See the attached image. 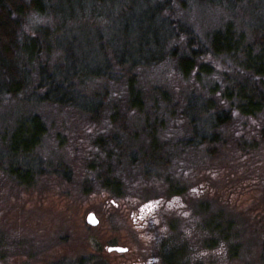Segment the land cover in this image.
Listing matches in <instances>:
<instances>
[{
    "label": "rangeland",
    "instance_id": "obj_1",
    "mask_svg": "<svg viewBox=\"0 0 264 264\" xmlns=\"http://www.w3.org/2000/svg\"><path fill=\"white\" fill-rule=\"evenodd\" d=\"M185 5L178 15L200 39L226 19L222 10ZM82 19L80 26L65 24L68 37L60 44L74 51L64 56V70L56 71L60 79L78 74L85 63L103 68L97 53L94 59L95 37L115 29L112 15L86 9ZM209 57L212 69L198 80L183 78L170 64L140 74L145 102H156L157 117L165 123L157 133L160 167L149 178L117 158L124 142L135 152L150 151L140 114L126 122L130 135L109 117L116 107L124 109L122 82L93 79L69 95L88 109L102 98L97 121L76 107L2 100L0 264H264V108L242 115L236 100H223L224 77L237 70L236 63L232 57ZM154 87L165 90L168 100H156ZM190 93L201 97L192 100L196 107L186 109L185 119L170 114L171 105L181 108ZM204 98L219 110L229 108L230 121L219 127L216 142L185 146L190 137L185 121H199L196 135L211 123L200 114ZM21 125L45 130L32 152L10 159L3 146ZM16 161L33 172L30 184L17 183L3 169L15 168ZM89 213L95 225L86 222ZM112 246L126 250H108Z\"/></svg>",
    "mask_w": 264,
    "mask_h": 264
},
{
    "label": "trees",
    "instance_id": "obj_2",
    "mask_svg": "<svg viewBox=\"0 0 264 264\" xmlns=\"http://www.w3.org/2000/svg\"><path fill=\"white\" fill-rule=\"evenodd\" d=\"M189 3L222 10L226 19L200 39L178 15V11ZM83 9L112 15L116 26L95 37L98 52L95 48L94 59L97 53L103 68L95 70L85 63L84 69L79 68L85 73L78 71L74 78L72 74L60 79L56 71L64 70V56L73 57L74 51L73 45L60 44L68 37L65 26L68 23L80 26ZM75 10L83 11L74 15ZM222 55L232 57L237 67L224 77L227 86L221 91L223 100H236V109L231 107L242 115L261 112L264 108V0H0V103L2 100H18L76 107L97 121L103 115L102 98L97 99L94 108L88 109L76 105L69 95L76 93L77 86L93 79L122 82L126 94L124 109L116 107L109 117L124 135H130L126 122L132 113L140 114L144 123L140 133L147 132L150 151L135 152L124 142V147L118 151L121 156L117 158H124L130 166L135 165L138 175L147 178L153 168L160 167L157 133L165 123L157 117L156 102L149 105L144 100L145 93L139 86L141 72L170 64L183 78L198 80L212 69L206 59ZM40 91H49V95L45 92L33 99ZM150 93L157 96L158 101L168 100V94L162 88L154 87ZM196 96L201 97L188 94L181 108L176 110L171 105L170 114L175 112L177 118L185 119L186 109L196 107L192 103ZM203 102L200 114L211 119V123L204 132L196 135L198 131L194 126L199 121H185L190 134L185 146L216 142L219 127L230 121L229 108L219 110L213 101L205 99ZM44 130L41 132L24 125L16 127L11 132L9 144L3 149L10 159L23 158L35 149ZM3 131L9 132L8 129ZM15 165V168L3 169L17 183L30 184L33 172L17 161ZM105 184L102 185L107 186Z\"/></svg>",
    "mask_w": 264,
    "mask_h": 264
},
{
    "label": "water",
    "instance_id": "obj_3",
    "mask_svg": "<svg viewBox=\"0 0 264 264\" xmlns=\"http://www.w3.org/2000/svg\"><path fill=\"white\" fill-rule=\"evenodd\" d=\"M86 222L89 225H95L96 222H97V220L95 219V217H94V215L92 213H89L88 216H87V218H86ZM108 250L122 253L126 249L124 247H120V246H112V247H108Z\"/></svg>",
    "mask_w": 264,
    "mask_h": 264
}]
</instances>
